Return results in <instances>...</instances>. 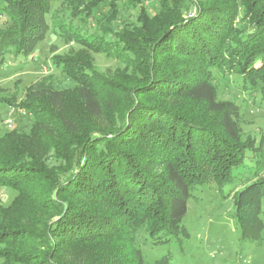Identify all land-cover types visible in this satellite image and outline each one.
I'll use <instances>...</instances> for the list:
<instances>
[{
	"label": "trees",
	"instance_id": "16d2710c",
	"mask_svg": "<svg viewBox=\"0 0 264 264\" xmlns=\"http://www.w3.org/2000/svg\"><path fill=\"white\" fill-rule=\"evenodd\" d=\"M50 1H1L13 27L0 29V56L32 53L48 32ZM158 6L151 15L141 6L132 28L71 29L87 50L120 59L132 83L94 72L85 51L83 61L53 56L75 87L28 92L21 106L31 128L0 135V188L15 192L0 205V264H147L139 230L152 246L187 236V199L198 185L232 182L254 148L253 137L240 138L230 103L215 99L214 81L235 74L264 97V0ZM255 177L234 198L243 239L261 238L264 175Z\"/></svg>",
	"mask_w": 264,
	"mask_h": 264
},
{
	"label": "rangeland",
	"instance_id": "374dc122",
	"mask_svg": "<svg viewBox=\"0 0 264 264\" xmlns=\"http://www.w3.org/2000/svg\"><path fill=\"white\" fill-rule=\"evenodd\" d=\"M158 4L159 0H51L49 11L43 17L48 32L36 41L32 53L27 57L20 55L17 60L11 59L8 53L0 56V135L13 129L28 132L31 128L33 117L21 106L28 92L40 88L66 90L75 87L76 83L62 66L53 64V56H74L82 60L80 54L85 51L89 61L84 62L91 63L94 72L120 84L132 83L127 78L130 70H125L120 59L87 50L72 38L71 29L95 35L102 34L103 28H132L131 25L138 22L141 6L151 15ZM10 27H13L12 20L0 15V29ZM79 59L76 61L82 66ZM214 82L215 99L230 103L240 138L253 137L254 148L247 151L244 162L233 169L232 182L216 184L210 181L198 185L194 197L187 199V210L181 220L187 236L152 246L145 241L147 231L139 230L135 243L140 246L147 264L168 252L171 254L169 264H264V202L260 239L241 238L233 216L238 189L249 183L251 177L264 175V97L244 89L235 74L226 77L216 74ZM67 97L68 109L80 114L81 107L75 97ZM94 121L104 123L105 120ZM49 159L50 166L58 163L52 156ZM14 195V190L0 188V205L7 206Z\"/></svg>",
	"mask_w": 264,
	"mask_h": 264
}]
</instances>
